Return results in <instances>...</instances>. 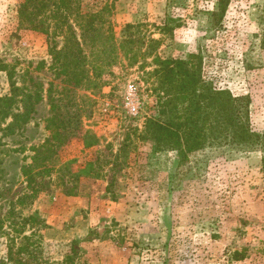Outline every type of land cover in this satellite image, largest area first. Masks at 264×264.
Here are the masks:
<instances>
[{
    "label": "rangeland",
    "instance_id": "obj_1",
    "mask_svg": "<svg viewBox=\"0 0 264 264\" xmlns=\"http://www.w3.org/2000/svg\"><path fill=\"white\" fill-rule=\"evenodd\" d=\"M79 1L84 13L112 6L118 39L126 25L143 23L161 39L163 57L201 54L205 75L248 96L252 123L264 130V0H229L219 31L210 28L219 0ZM20 2L0 0V96L14 83L18 99L37 89L43 98L28 122L2 139L0 264H264L261 151L207 148L180 165L175 150L148 142L134 145L128 165H104L99 178L75 180L60 169L73 161L77 172L97 156L112 160L127 134L143 128L153 97L138 65L125 59L97 92L55 78L50 49L62 38L24 25ZM163 24L172 29H155ZM51 83L60 111L72 116L71 131L90 130L99 142L85 148L81 136L70 137L48 162L51 172L29 186L23 167L33 162L31 148L51 135Z\"/></svg>",
    "mask_w": 264,
    "mask_h": 264
},
{
    "label": "trees",
    "instance_id": "obj_2",
    "mask_svg": "<svg viewBox=\"0 0 264 264\" xmlns=\"http://www.w3.org/2000/svg\"><path fill=\"white\" fill-rule=\"evenodd\" d=\"M228 5L229 0L218 1L211 13L210 28L215 31L222 28ZM111 8L106 5L99 11L84 13L79 0H21L18 6L24 25L49 37L53 35L54 39L62 38L61 47L55 40L50 49L55 78H64L73 89L87 85L92 92H97L107 85L106 77L111 69L125 59L130 67L138 65L142 80L153 97L143 128L127 134L120 152L112 160L97 156L86 161L77 172L71 170L73 161L60 169L68 170L75 180L83 176L99 178L104 165L113 163L116 169L128 165L134 145L149 142L157 151L175 150L180 165L187 163L195 152L207 148H229L243 153L261 151L259 173L264 182V130L252 123L250 98L237 96L208 78L201 54L192 53L189 58L163 57L157 52L161 39L147 34V24L126 25L122 38L118 39L109 16ZM155 29L166 32L172 28L163 24ZM262 29L261 46L264 48V17ZM52 91L53 83L49 88L53 115L47 124L51 135L43 144L32 146L33 162L23 167L29 186L35 185L40 175L51 172L48 162L70 137L81 136L85 148H92L99 142L90 130H79L77 134L71 131L72 116L60 111L61 105L57 102L61 99L53 98ZM21 92L12 83L11 92L0 96V132H3L0 153L3 137L14 134L18 127L27 123L43 98L37 89L34 92L25 90L24 96L18 99ZM8 119L11 121L7 122ZM33 193L26 194L24 201L27 197L34 198L36 192Z\"/></svg>",
    "mask_w": 264,
    "mask_h": 264
}]
</instances>
